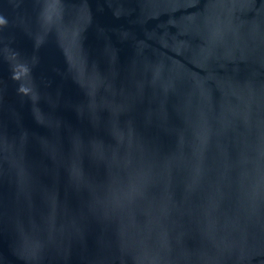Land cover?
<instances>
[{"label":"water","instance_id":"95a60500","mask_svg":"<svg viewBox=\"0 0 264 264\" xmlns=\"http://www.w3.org/2000/svg\"><path fill=\"white\" fill-rule=\"evenodd\" d=\"M0 264H264V0H0Z\"/></svg>","mask_w":264,"mask_h":264}]
</instances>
